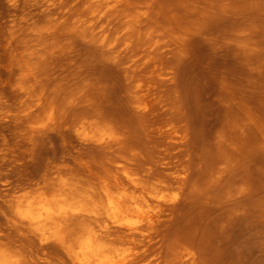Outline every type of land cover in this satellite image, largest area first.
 I'll list each match as a JSON object with an SVG mask.
<instances>
[{
  "label": "rangeland",
  "instance_id": "374dc122",
  "mask_svg": "<svg viewBox=\"0 0 264 264\" xmlns=\"http://www.w3.org/2000/svg\"><path fill=\"white\" fill-rule=\"evenodd\" d=\"M81 1L0 0V243L33 264H73L15 225L7 201L117 159L155 183L186 170L192 182L167 194L172 211L155 204L164 216L146 230L141 264H169L185 248L196 264H264V0H132L127 14L149 18L139 33L106 4ZM139 91L147 112L135 108ZM30 106L35 119L24 118ZM51 108L54 124L33 131ZM83 120L113 128L121 144L85 141Z\"/></svg>",
  "mask_w": 264,
  "mask_h": 264
},
{
  "label": "bare ground",
  "instance_id": "6f19581e",
  "mask_svg": "<svg viewBox=\"0 0 264 264\" xmlns=\"http://www.w3.org/2000/svg\"><path fill=\"white\" fill-rule=\"evenodd\" d=\"M46 1L49 2L52 0H46ZM94 1L99 4H106V7L108 8L109 11H112L114 14H118V16L115 17L118 18L119 22L124 25V27L122 28L123 31H125L126 33L134 30L137 31V33H139V31H141L142 28L147 27V26L145 27L143 26L146 23H149L148 17L139 18L138 17L139 15L132 16L130 14H127V10L133 4V3L131 4V2H133L132 0H94ZM152 4L151 6H153ZM88 6L89 5H87V7ZM74 7H72V9ZM83 10L85 11V9ZM95 12L96 11H94L93 13ZM100 15H95L85 24H91L96 19L100 18L101 17ZM152 15L153 14H151V16ZM114 21L115 19L113 20V24L115 25ZM167 23H169V21ZM90 26H92V24ZM107 33H108V29L103 30L102 41L107 40ZM26 69H27L26 70L27 73H25L26 72L25 71L24 72L25 74H27L28 76H30V74H33L34 69L31 68H26ZM34 71H36V69ZM138 93L137 95H139ZM30 94L28 93L27 95L26 93L27 97L30 96ZM43 94H40V96H42ZM143 95L144 94H142V96L141 97L139 96L138 98L134 97L137 98L135 99L137 101H135L134 103L135 105H137V107L135 106V108H137L140 111H146L149 107L148 103L145 102V99L143 100L141 99L143 97H146L145 95L144 96ZM43 103L45 102H43V99L40 97L37 102V106L40 105L42 106ZM23 104H25V102ZM32 111L33 110H31V106H30V108L26 110V114H25L26 116L24 115L25 117L24 116L23 117L25 119L33 118L31 115ZM47 113L48 114L46 115V122L40 121L41 123L40 122L35 123L36 121H34V124L32 125L33 127H31L33 128V131L40 132L45 130V128L49 124L50 125L54 124V120H55L54 109L51 108ZM38 120H40V118ZM96 121H90V120L81 121L76 128L77 134L85 141H93L99 144L100 146L107 148H112L113 145L121 144V139L118 135L119 133L117 134L115 130L111 127L101 126ZM28 122L30 123L29 120ZM160 132L161 134H164L166 138L169 139L177 147L184 146L186 142V137H176L174 135L175 133H177L176 131L170 132V130L166 131L161 129ZM170 163L171 162H169V164ZM174 168L175 167H172L171 169L174 170ZM88 173L89 176L87 180L66 179L58 176L57 178H54V180L56 179L58 180L57 184L39 186L36 189L25 191L23 194L17 196L12 195L9 198V200L6 201L10 204V207L13 208V209L11 208L12 212L14 211L15 213L14 224L21 229H25L29 234H32L35 237H37L41 243H47L50 241L53 242L54 245L56 244L72 260L73 264H141L143 258L145 257V252L149 250L150 240L152 241V239L148 241L146 240L148 238L146 236V230L149 228H153L157 223H160L161 219L164 216L157 210V206L155 204L161 205L163 204V202H168L169 208L174 207L175 200L177 199L176 196L168 200L167 194L172 190H174V188H177L178 190L181 191L183 190L185 184H190V183L192 184V182H190L191 180L190 181L188 180V170L183 172L175 171L174 176L171 175L165 176V180L155 183L151 181L150 175H144L140 177L137 173H135L134 170L132 169V164H128L125 161H121L117 159H110L108 162L102 165L101 171L99 172L89 171ZM50 175L51 173L49 174V176ZM187 181L190 183H187ZM42 182H44V180ZM5 196L7 195L5 194ZM8 196H10V194ZM171 208L169 210H171ZM140 238H144V239L140 240ZM10 245L12 244L10 243ZM62 253L63 252L61 251V254ZM27 258L28 256L27 257L24 256L21 252L15 250L11 246L0 243V264H33ZM64 259L67 261L66 258ZM34 260H36L35 263L37 264L38 259L36 258ZM196 262L197 259L195 253L192 250H188L187 248H185L183 250L177 251L174 254L173 259L170 260L169 264H196ZM147 264H153V262H149Z\"/></svg>",
  "mask_w": 264,
  "mask_h": 264
}]
</instances>
